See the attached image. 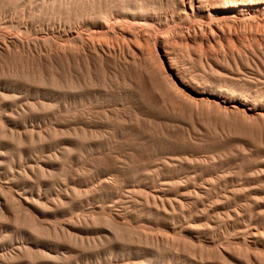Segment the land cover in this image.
<instances>
[{"label": "rangeland", "instance_id": "obj_1", "mask_svg": "<svg viewBox=\"0 0 264 264\" xmlns=\"http://www.w3.org/2000/svg\"><path fill=\"white\" fill-rule=\"evenodd\" d=\"M258 1L264 0H195L193 10L179 12L174 0H162L148 22L164 25L159 34L168 42L156 48L172 60L173 70L166 75L171 85L166 87L171 90L176 83L178 91L172 88L179 101L151 80L146 63L159 67L149 52L155 50L150 43L154 39L137 43L143 55L126 54L125 77L113 66L105 75L98 65L91 69L97 80L92 82L95 93L85 90L93 110L85 129L89 140L109 146L104 160L78 144V99L84 87L76 78L87 77V71L73 61L66 67L54 54L78 52L81 45L74 35L94 29L89 19L66 7L64 0H13L6 5L0 31L19 35L30 47L0 49V91L7 95L3 113L13 112V137L10 126L0 137L5 157L0 184L12 186L13 202L21 199L24 204L16 203L13 218L0 215L6 220L0 231L4 264H264V25L243 23L220 41L183 36L199 23H215L227 8L244 13ZM98 29L97 39L104 34L101 40L113 41Z\"/></svg>", "mask_w": 264, "mask_h": 264}, {"label": "bare ground", "instance_id": "obj_2", "mask_svg": "<svg viewBox=\"0 0 264 264\" xmlns=\"http://www.w3.org/2000/svg\"><path fill=\"white\" fill-rule=\"evenodd\" d=\"M64 4L66 7H73L74 13H76L77 15L81 16V17H86L89 19V22L91 23L92 28L94 29H89L90 31L87 33H82V32H75L76 34L74 35V38L77 39V42H80V50L78 51V49L75 52L73 50V52L70 51H66L65 49H63L62 51H58L55 52L54 54H56V57H59L60 59H63L66 67L69 66V62L73 61L74 63H76L78 66L84 68V70L87 71V77H84L82 75H80L81 77L76 78L77 79V83H79V86H83L84 89H80L79 92V102H80V108L78 111V117H77V121L80 124L79 130L77 131V138H78V144L80 146V148L83 151L89 152L90 154H92L96 159L98 160H104L107 157V153L109 150V146L107 144H103V141L100 142H94L89 140V138L87 137L86 134V129L85 127L87 126V123L90 122V117H92V113L91 110L92 107L89 106L90 103V98L87 97L85 95L86 91H88V95L95 93V89H93L92 87V82L93 80H97V78H95L93 75H91L92 68H95L97 65L99 66L100 71L103 72V74L105 75V71L108 69V67L113 66V68L121 73L122 77H125V74L128 72L129 68L127 66V61H126V54H132V55H136V52H138L139 54L143 55L144 51L143 50H139L141 47H137V43L139 41H147L148 39H154V42H150V43H155V50L154 51H150L148 49V45L147 49L149 50L150 54H152L154 60L156 62H159V67L154 66L152 64L147 65L146 66L150 67V73L152 75L151 80L153 79L156 83L160 84L161 86H164V88L166 89L167 93L171 96L172 100L174 101H179L180 97L178 95V93L174 92L173 88H175L176 91H178L176 89V86L173 87L174 85H176V83L173 86H169L171 88V90H169V88H167V77L166 75H168L169 73V69L173 70L172 66V60L170 59V57L167 55V53L165 52V50L160 49V47H158L159 49H157V46H164V43L168 42V39L166 38L167 36H161L159 34V31L161 29H159V27H162L164 25L162 24H152L150 22H148L149 17L156 15L158 13V11L160 10L159 6L162 3V0H64ZM195 0H174V6L178 9L179 12H186L188 9L193 10L194 6H195ZM242 1V0H241ZM245 1V0H244ZM253 1V0H252ZM13 3V0H0V15L3 14L2 12H4L5 7L8 3ZM212 2V1H211ZM234 2V1H233ZM59 3V1H58ZM243 4V3H242ZM59 5V4H58ZM240 5V4H239ZM228 6V4H220L218 7L221 8H226ZM65 7V8H66ZM231 7V6H230ZM239 8V7H238ZM17 9V8H16ZM228 9V8H227ZM225 9L224 12H221V15L216 18H218L217 20H215L216 22L210 25H207V22L205 23L206 25H201V21H197L199 23V26L197 29H195L193 32H187L186 34H184L183 36L188 40V39H192V40H198L200 42H209L211 40H216V39H222L227 36V35H231L233 34V32H231V29L235 30L238 26H240L243 23H247L250 22L251 24L254 22H260L262 24V26L264 25V15L263 14H259V11H264V1H258L256 3L250 4V6L245 10V12L243 13H231V11H229V9L227 10ZM243 9V8H242ZM162 10V9H161ZM209 10V9H208ZM64 11V10H63ZM235 11V10H234ZM73 12V11H72ZM215 12V11H213ZM70 13V12H69ZM189 13V12H188ZM219 13V12H217ZM203 14V13H202ZM24 15V14H23ZM191 15V14H190ZM3 16V15H2ZM68 16V15H67ZM185 16V15H184ZM72 17V16H71ZM124 17L123 20H120L119 18ZM186 17V16H185ZM193 17V16H192ZM73 20V18H71ZM181 19V18H180ZM194 19V17H193ZM182 20V19H181ZM191 21V19H189ZM207 20V19H206ZM211 20V19H210ZM188 21V20H187ZM186 21V22H187ZM214 21V20H212ZM209 21L208 22H212ZM77 22V21H76ZM81 22V21H80ZM184 22V21H183ZM185 23V22H184ZM191 24V22H189ZM193 23V22H192ZM195 23V22H194ZM203 23V21H202ZM77 24V23H76ZM179 24V23H178ZM177 24V26H178ZM249 24V23H248ZM256 24V23H255ZM259 25V23H257ZM260 24V25H261ZM189 25V24H188ZM187 25V26H188ZM247 25V24H246ZM245 25V26H246ZM258 25H257V29H258ZM170 26V25H169ZM181 26V25H179ZM198 26V24L196 25ZM244 26V28H245ZM255 26V25H253ZM3 26H0V28ZM167 27V23L166 26ZM164 27V28H165ZM171 27V26H170ZM169 27V28H170ZM174 27V26H173ZM185 27V26H184ZM189 27V26H188ZM194 27V26H193ZM256 27V26H255ZM101 28L102 30L104 29L103 33L109 34L113 37V41H108V40H112V39H107L108 42H104L101 39L105 38V35H101L100 40L97 39V37L99 38L98 35H100L99 31ZM163 28V27H162ZM181 28V27H180ZM243 28V29H244ZM261 28V27H260ZM264 26L261 29V32L263 31ZM2 29V28H1ZM4 29V28H3ZM185 29V28H184ZM184 29H182L184 31ZM246 29V28H245ZM84 30V29H83ZM87 30V29H86ZM250 30V29H249ZM6 31V30H5ZM164 31H166V29H164ZM163 31V32H164ZM169 31V30H168ZM176 31V30H175ZM186 31V29H185ZM241 31V30H240ZM239 31V32H240ZM244 31V30H243ZM260 31V30H259ZM64 32V31H63ZM69 32V31H67ZM74 32V31H73ZM167 32V31H166ZM171 32V31H170ZM239 32L235 31V33ZM258 32V31H257ZM60 33V32H59ZM161 33V31H160ZM172 33V32H171ZM176 33V32H175ZM264 33V31H263ZM10 34V33H9ZM65 34V33H64ZM74 34V33H73ZM169 35V32L166 33ZM164 34V35H166ZM242 34V33H240ZM239 34V35H240ZM245 34V33H244ZM255 34V33H254ZM258 34V33H257ZM11 35V34H10ZM5 32L0 31V43L4 46V48H2L0 46L1 50L4 49H8L10 46H15V49H19L17 47L22 46L23 49L26 46V48L30 47V43L28 40H24L23 38H21L19 35L18 37L15 36H10ZM22 35V34H21ZM72 35V34H71ZM182 35V34H181ZM235 35V34H234ZM238 35V36H239ZM243 35V34H242ZM262 35V34H261ZM61 36V35H60ZM68 36V35H67ZM171 36V35H170ZM245 36V35H244ZM65 37V36H64ZM69 37V36H68ZM240 37V36H239ZM238 37V38H239ZM67 38V37H65ZM173 38V37H172ZM183 38V37H182ZM181 38V39H182ZM230 38V37H229ZM251 38V37H250ZM253 38V36H252ZM257 38V37H256ZM69 39V38H68ZM147 39V40H145ZM227 39V38H226ZM231 39V38H230ZM65 40V39H64ZM74 40V39H73ZM128 42H127V41ZM174 40V38H173ZM176 40V39H175ZM217 40V41H218ZM263 40V39H262ZM63 41V40H62ZM126 41V42H125ZM179 41V40H178ZM177 41V42H178ZM220 41V40H219ZM218 41V42H219ZM224 41V40H223ZM227 41V40H226ZM229 41V40H228ZM232 41V40H231ZM67 42V41H66ZM70 42V41H68ZM76 42V43H77ZM174 42V41H173ZM181 42V41H180ZM217 42V43H218ZM230 42V41H229ZM141 43V42H140ZM147 43V42H146ZM182 43V42H181ZM184 43V42H183ZM198 43V42H197ZM220 43V42H219ZM61 44V43H60ZM149 44V43H147ZM201 44V43H200ZM64 45V44H63ZM150 46L152 44H149ZM152 45V46H153ZM177 45V44H176ZM206 45V44H205ZM257 45V44H256ZM17 46V47H16ZM143 46V45H142ZM149 46V47H150ZM153 46V47H154ZM175 46V45H174ZM209 46V45H208ZM207 46V47H208ZM210 46H212L210 44ZM209 46V48H210ZM36 47V46H35ZM173 47V45L171 46ZM177 47V46H176ZM219 47V46H218ZM21 48V47H20ZM152 48V47H151ZM181 48V47H180ZM209 48L206 50L208 51ZM214 47L212 46L213 49ZM22 49V50H23ZM143 49V48H142ZM201 49V48H200ZM30 50V49H29ZM145 50V51H148ZM179 50V49H178ZM31 51V50H30ZM35 51V50H34ZM203 51V49H202ZM205 51V52H206ZM214 51V49H213ZM216 51V50H215ZM214 51V52H215ZM2 52V51H1ZM10 51L6 52L9 53ZM149 52L147 54H149ZM209 52V51H208ZM217 52V51H216ZM187 53V52H186ZM211 53V52H210ZM4 54V53H3ZM29 54V53H27ZM32 54V53H31ZM149 54V55H150ZM200 54V52H199ZM216 54V53H215ZM222 54V53H221ZM1 55V54H0ZM9 55V54H8ZM39 55V53H38ZM172 55V54H171ZM210 55V54H209ZM233 55V54H232ZM40 56V55H39ZM46 56V55H45ZM54 56V55H53ZM147 56V55H146ZM217 58V55H215ZM8 57V56H7ZM33 57V55H32ZM139 56H136V59ZM198 57V56H197ZM225 57V56H224ZM223 57V58H224ZM227 57V56H226ZM2 58V57H1ZM34 58V57H33ZM39 58V57H38ZM140 58V57H139ZM143 58V57H142ZM147 58V57H146ZM206 58V55H205ZM2 60V59H1ZM33 60V59H32ZM39 60V59H38ZM147 60V59H146ZM151 60V59H150ZM41 60H39L40 62ZM148 61V60H147ZM215 61V60H214ZM219 61V60H218ZM227 61V60H226ZM244 61V60H243ZM260 61V60H258ZM223 62V61H222ZM234 62V61H233ZM153 63V62H152ZM172 63V66H171ZM181 63V62H180ZM185 63V62H184ZM216 63V62H215ZM41 64V62H40ZM133 64V63H132ZM144 64V63H143ZM182 64V63H181ZM204 64V63H203ZM206 64V63H205ZM204 64V65H205ZM239 64V63H238ZM62 65V64H61ZM74 65V64H73ZM77 66V67H78ZM141 66V65H140ZM178 66V65H176ZM206 66V65H205ZM208 66V64H207ZM211 66V65H210ZM182 67V66H181ZM188 67V66H187ZM186 68V67H185ZM211 68V67H210ZM193 69V68H192ZM78 70V69H77ZM177 73L178 71L176 69H174ZM41 71V70H40ZM39 71V72H40ZM74 71V70H73ZM80 71V70H79ZM132 71V69H131ZM134 73H136L135 70H133ZM147 72V71H146ZM173 72V71H172ZM239 72V71H238ZM41 73V72H40ZM130 73V72H129ZM202 73V72H201ZM219 73V72H218ZM240 73V72H239ZM76 74V73H75ZM192 74V73H191ZM190 74V75H191ZM197 74V73H195ZM112 75V74H111ZM194 75V74H193ZM200 75V74H199ZM217 75V74H215ZM72 76V75H71ZM131 76V75H129ZM135 76V75H134ZM174 76H176L174 74ZM208 76V75H207ZM1 77V76H0ZM13 77V76H12ZM11 77V79H12ZM97 77V76H96ZM104 77V76H103ZM171 77V76H170ZM186 77V76H185ZM229 77V76H228ZM106 78V77H105ZM169 78V77H168ZM179 78V77H178ZM195 78V77H194ZM200 78V77H199ZM2 79V78H1ZM66 79V78H65ZM230 79V78H229ZM116 80V79H115ZM121 80V79H120ZM194 80V79H193ZM203 80V79H202ZM208 80V79H207ZM215 80V78H214ZM232 80V79H231ZM244 80V79H243ZM71 81V80H70ZM171 81V80H170ZM35 82V81H34ZM138 83V81H136ZM196 82V81H195ZM199 82V81H198ZM197 82V83H198ZM245 82V81H244ZM65 83L67 84V80H65ZM111 83V82H110ZM117 83V82H116ZM134 83V82H133ZM174 83V82H171ZM193 83V82H192ZM203 83V82H202ZM210 83V82H209ZM217 83V82H216ZM108 84V83H107ZM118 84V83H117ZM169 84V83H168ZM215 84V83H214ZM37 85V84H36ZM121 85V84H120ZM171 85V84H169ZM224 85V84H223ZM38 86V85H37ZM68 87V85H66ZM96 86V85H95ZM98 86V85H97ZM40 87V86H39ZM65 87V86H64ZM71 87V86H69ZM104 87V86H103ZM118 87V86H117ZM173 87V88H172ZM236 87V86H235ZM8 88V87H7ZM180 88V87H179ZM203 88V87H202ZM209 88V87H208ZM1 89V88H0ZM10 89V88H8ZM104 89V88H103ZM131 90V88H127V90ZM190 89V88H189ZM225 93L227 92L228 89H226V87L222 88ZM237 89V88H236ZM86 90V91H85ZM107 90V89H106ZM106 90L104 89L105 93ZM129 90V91H130ZM181 90V88H180ZM179 90V91H180ZM184 90V89H183ZM214 90V88H213ZM126 91V90H125ZM156 91V90H155ZM218 91V90H217ZM117 92V91H116ZM128 92V91H127ZM135 92V91H134ZM209 92V91H208ZM222 92V91H221ZM77 93V91H76ZM137 93V92H136ZM158 93V92H156ZM216 93V92H215ZM224 93V92H223ZM111 94V93H110ZM180 95L182 94L179 93ZM184 94V93H183ZM219 94V93H218ZM95 95V94H94ZM185 95V94H184ZM217 95V94H216ZM230 95V94H229ZM7 95L4 93V95H2V92L0 91V137H3V135H5L6 127L8 128V126L12 127L9 132H10V136L13 137V117H11V115H13L11 113H9V116L4 115L6 113H3V109H4V104L3 101L5 100V97ZM137 96V95H136ZM138 97V96H137ZM161 98V97H160ZM104 99V98H103ZM102 99V100H103ZM183 98L181 97V100ZM186 99V97H185ZM191 99V98H190ZM189 99V100H190ZM196 99V98H195ZM203 99V98H202ZM7 100V99H6ZM67 100V99H66ZM140 100V99H138ZM188 98L186 103L188 104ZM201 100V99H200ZM204 100V99H203ZM224 100V99H223ZM234 100V99H233ZM244 100V99H243ZM8 101V100H7ZM198 101V99H197ZM209 101V100H207ZM240 101V100H239ZM184 102V101H183ZM190 102V101H189ZM241 102V101H240ZM192 103V101H191ZM206 103V102H204ZM210 103V102H209ZM215 103V102H213ZM217 104L219 102H216ZM215 103V104H216ZM239 103V102H238ZM244 103V102H241ZM198 104V103H196ZM252 104V103H251ZM76 105V104H75ZM102 105V104H101ZM241 105V104H240ZM170 106V105H169ZM176 106H179L176 105ZM190 106V105H189ZM206 106V105H205ZM218 106V105H217ZM214 107V106H213ZM234 107V106H232ZM237 107V106H236ZM257 107V106H256ZM207 108V107H206ZM222 108V107H221ZM238 108V107H237ZM236 108V109H237ZM255 108V107H254ZM258 108V107H257ZM13 109V108H11ZM245 109V108H244ZM6 110V109H5ZM96 110V109H95ZM103 110V109H102ZM199 110V109H198ZM230 110V109H228ZM243 110V109H240ZM239 110V111H240ZM249 110V109H248ZM33 111V110H32ZM67 111V110H66ZM233 111V110H232ZM231 111V112H232ZM255 111V110H254ZM263 111V110H262ZM253 113V112H252ZM8 114V113H7ZM233 114V112H232ZM249 114V113H248ZM107 115V114H106ZM229 117V114H225ZM224 115V116H225ZM254 115V114H253ZM260 115V114H259ZM262 115V114H261ZM105 116V115H104ZM119 116V115H118ZM230 116H232L230 114ZM242 116V115H241ZM246 116V115H245ZM249 116V115H248ZM255 116V115H254ZM263 116V115H262ZM107 117V116H106ZM233 117V116H232ZM244 116H242L243 118ZM256 117V116H255ZM254 117V118H255ZM75 118V117H74ZM226 118V116H225ZM92 119V118H91ZM72 120V119H71ZM256 120V119H255ZM263 120V119H262ZM117 121V120H116ZM247 121V120H246ZM92 122V121H91ZM90 122V123H91ZM248 122V121H247ZM254 122V121H253ZM64 123V122H63ZM94 123V122H93ZM245 124V122H244ZM262 124V123H261ZM92 126V125H91ZM92 128V127H91ZM234 128V127H233ZM75 130V129H73ZM264 130V129H263ZM100 132V131H99ZM231 132V131H230ZM237 132V131H236ZM92 133V132H91ZM249 133V132H248ZM231 134V133H228ZM227 136V135H226ZM21 137V136H20ZM91 138V137H90ZM93 138V137H92ZM91 138V139H92ZM1 139V138H0ZM31 139V138H30ZM96 139V138H95ZM98 139V138H97ZM42 142V141H41ZM110 142V140H109ZM30 145V144H29ZM71 155V154H70ZM6 156V155H5ZM4 157V152L1 150L0 148V162L1 159ZM5 158V157H4ZM68 160V159H67ZM9 166V165H8ZM63 167V166H61ZM116 165L113 163L111 168H115ZM120 167V166H119ZM6 168V167H5ZM8 170H11V167H8ZM123 168V167H122ZM121 168V170H122ZM13 169V168H12ZM62 170V169H61ZM110 170V169H109ZM108 170V171H109ZM13 172V171H12ZM42 172H44L42 170ZM8 174V173H7ZM42 175V174H41ZM40 175V176H41ZM44 177V176H43ZM46 179V178H45ZM105 180V179H104ZM107 182V181H106ZM107 184V183H106ZM115 185V184H114ZM11 187L9 186H5V185H1L0 184V215L3 217H11L13 218V212H17V211H13L14 208L18 207H23L22 205H24L23 203H21L22 201H18L15 199V203L13 202V190L11 189ZM57 189V188H56ZM58 190V189H57ZM100 190V189H99ZM98 192V191H97ZM101 192V191H100ZM40 195V194H39ZM76 196V195H75ZM22 197V196H21ZM80 197V196H79ZM16 198V197H15ZM29 197H24V199H28ZM59 198V197H58ZM69 198V197H68ZM130 198V197H129ZM73 199V197H72ZM79 199V198H78ZM81 199V197H80ZM29 200V199H28ZM27 200V201H28ZM55 200V198H53V201ZM153 200V199H152ZM167 200V199H166ZM174 200V199H173ZM52 201V202H53ZM62 201V200H61ZM60 201V202H61ZM178 201V200H177ZM56 202V201H55ZM59 202V203H60ZM16 203H19L17 206ZM21 203V205H20ZM38 203V202H37ZM54 203V202H53ZM39 205H41L40 203H38ZM63 203L61 202V205ZM46 205V204H45ZM58 205V203L56 204ZM63 208V207H61ZM17 209V208H16ZM14 209V210H16ZM46 209V208H45ZM182 210V209H181ZM20 211V209H19ZM25 211V210H24ZM23 212V211H22ZM105 212V211H104ZM20 213V212H19ZM108 213V212H107ZM22 214V213H21ZM24 214V213H23ZM111 213H109L110 215ZM135 214V213H134ZM15 215V214H14ZM20 215V214H19ZM28 214L25 213V218H27ZM35 215V214H34ZM117 218H120L121 216H119V214H115ZM23 216V215H22ZM108 216V214H107ZM126 216V215H125ZM129 216V215H128ZM137 216V215H136ZM29 217V216H28ZM115 217V218H116ZM10 218V219H11ZM113 220H115V218H113L112 216L110 217ZM123 218V217H121ZM3 219V220H2ZM0 219V231H1V227L3 226V221L4 218ZM18 219V218H17ZM124 219H126L124 217ZM122 220L121 223H124ZM26 220V219H25ZM25 220H22L23 222H25ZM34 220V219H33ZM79 220V219H77ZM107 220V219H106ZM111 220V219H110ZM130 221V219H128ZM127 220V221H128ZM13 221V220H12ZM27 221V220H26ZM76 221V220H74ZM73 221V222H74ZM93 221V220H92ZM120 221V220H119ZM81 222V220H80ZM116 222V221H114ZM86 223V221H85ZM126 223V222H125ZM128 223V222H127ZM24 224V223H23ZM30 224V223H29ZM33 224V223H31ZM59 224V223H58ZM81 224V223H80ZM79 224V225H80ZM131 224V223H130ZM57 225V224H56ZM76 225V223H75ZM89 225V224H88ZM113 225V224H112ZM123 225V224H122ZM126 225V224H125ZM25 226V225H24ZM74 226V225H73ZM82 226V225H81ZM130 226V225H129ZM42 227V226H41ZM132 227V226H131ZM134 227V226H133ZM191 227V226H190ZM24 228V227H23ZM29 228V227H28ZM56 228V227H55ZM54 226L52 227V229H54ZM105 228V227H104ZM186 229V228H185ZM200 229V228H199ZM63 230V229H62ZM67 230V229H66ZM80 230V227H79ZM44 232V231H43ZM49 232V231H48ZM64 232V231H63ZM69 232V231H68ZM145 232V231H144ZM50 233V232H49ZM149 233V232H148ZM38 234V233H37ZM57 234V233H56ZM64 234V233H63ZM69 234V233H68ZM255 234V233H254ZM45 235V233H44ZM54 235V234H53ZM146 235V234H145ZM169 235V234H168ZM0 236H1V232H0ZM39 236V235H38ZM43 236V235H42ZM46 236V235H45ZM43 236V238L45 237ZM56 236V235H55ZM65 236V235H63ZM255 236V235H254ZM41 237V236H40ZM49 238V236H46ZM54 237V236H53ZM57 237V236H56ZM121 237V236H120ZM195 238V237H194ZM225 238V237H224ZM59 239V238H58ZM69 239V238H68ZM100 239V238H99ZM97 239V240H99ZM136 239V238H135ZM176 239V238H175ZM211 239V238H210ZM220 239V238H219ZM18 240V239H17ZM42 240V239H41ZM44 240V239H43ZM65 240V239H64ZM187 240V239H186ZM225 240V239H224ZM6 241V240H5ZM4 241V243H5ZM12 241V240H11ZM23 241V240H22ZM69 241V240H68ZM67 241V242H68ZM76 241V240H75ZM92 241H94V239H92ZM100 241V240H99ZM2 242V241H0ZM178 242V241H177ZM252 242V241H251ZM23 243V242H22ZM76 243V242H75ZM93 245H97L95 244L96 242H93ZM100 243V242H99ZM120 243V242H119ZM176 243V242H175ZM215 243V242H213ZM139 244V243H138ZM167 244V243H166ZM178 244V243H177ZM180 244V242H179ZM256 244V243H253ZM4 245V244H2ZM1 245V246H2ZM76 245V244H75ZM83 245V244H82ZM131 245V244H130ZM173 245V244H172ZM190 245V244H189ZM24 246V245H23ZM70 246V244H69ZM74 246V245H73ZM142 246V245H141ZM220 246V245H219ZM72 247V246H71ZM81 247V246H80ZM90 247V246H89ZM148 247V246H147ZM201 247V246H200ZM199 247V248H200ZM21 248V246H20ZM19 248V249H20ZM24 248V247H23ZM30 248V247H29ZM77 248V247H76ZM157 248V247H156ZM221 248V247H220ZM78 249V248H77ZM178 249V248H177ZM28 250V249H27ZM161 250V249H160ZM168 250V249H167ZM226 250V249H225ZM31 251V250H30ZM87 251V250H86ZM91 251V250H90ZM93 251V250H92ZM112 252V251H111ZM172 252V251H171ZM227 252V251H225ZM251 252V251H250ZM234 253V252H233ZM22 254V253H21ZM201 254V253H200ZM11 255V254H10ZM26 255V254H25ZM30 255V254H28ZM41 255V254H40ZM177 255V254H176ZM237 255V253H236ZM254 255V254H253ZM261 255V254H260ZM201 256V255H200ZM243 256V255H242ZM42 257V255H41ZM66 257V256H65ZM193 258V257H192ZM218 258H220L223 262L227 263L228 260L227 258L222 255L219 254ZM6 259V258H5ZM195 259V258H194ZM208 259V258H207ZM9 260V259H8ZM31 260V259H30ZM29 260V261H30ZM57 260V259H56ZM205 260V259H203ZM209 260V259H208ZM220 260V261H221ZM32 261V260H31ZM64 261V260H63ZM71 261V260H70ZM174 261V260H173ZM172 261V262H173ZM210 261V260H209ZM219 261V262H220ZM211 262V261H210ZM5 262L2 260V256H0V264H4ZM32 263V262H31ZM58 263V262H57ZM176 263V262H175ZM203 263V262H202ZM214 263V262H213ZM168 264V263H167ZM173 264V263H171ZM177 264V263H176ZM185 264V263H184Z\"/></svg>", "mask_w": 264, "mask_h": 264}]
</instances>
